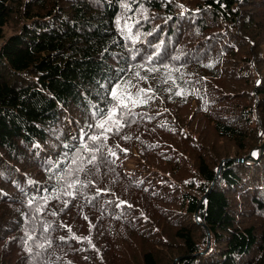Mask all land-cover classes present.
Listing matches in <instances>:
<instances>
[{
	"label": "trees",
	"instance_id": "trees-1",
	"mask_svg": "<svg viewBox=\"0 0 264 264\" xmlns=\"http://www.w3.org/2000/svg\"><path fill=\"white\" fill-rule=\"evenodd\" d=\"M263 142L264 0H0V264H264Z\"/></svg>",
	"mask_w": 264,
	"mask_h": 264
},
{
	"label": "snow or ice",
	"instance_id": "snow-or-ice-1",
	"mask_svg": "<svg viewBox=\"0 0 264 264\" xmlns=\"http://www.w3.org/2000/svg\"><path fill=\"white\" fill-rule=\"evenodd\" d=\"M118 23H119V21H118ZM120 88H121V85L116 84L110 92V100L115 101L116 103L114 104V106L111 109H108L107 111L100 113V119L94 125V127L97 129H100L101 131L99 133L93 134L89 137V139L92 140L93 143H95V141L98 139H107V136H104L103 133H107V132H110L113 130L111 127H106V125L109 124L110 122L114 123L116 125V130L119 131V128L122 126L121 120L125 117L126 113H124L122 111H118V110L128 109L129 103H131V105L133 107L144 103V101L138 99V97L140 96L141 92L150 91V89H148V90L141 89L137 93V98H133L130 93L127 95L122 93L120 91ZM177 94H179V93H177ZM82 147L87 148L88 151L93 152V153L96 151H99L98 148L88 147L86 145H84ZM113 155H114V153H113ZM95 158H96L95 155H93L91 160H89L88 162L92 163L95 160ZM81 170H83V169H81ZM68 186L73 187L74 185L69 184ZM68 194L71 195V193H68ZM33 199L29 200V206H31V204L33 203ZM37 210L39 211V209H37ZM28 238L32 239L31 236H29Z\"/></svg>",
	"mask_w": 264,
	"mask_h": 264
},
{
	"label": "water",
	"instance_id": "water-1",
	"mask_svg": "<svg viewBox=\"0 0 264 264\" xmlns=\"http://www.w3.org/2000/svg\"><path fill=\"white\" fill-rule=\"evenodd\" d=\"M264 150V142L258 146L257 148H255L254 151H256L257 153V158L261 155V153L263 152ZM254 151H252L250 154H248L246 157H244L243 159L239 160L240 162H243V163H248V164H252L255 162V160H257V158H255L253 156V153Z\"/></svg>",
	"mask_w": 264,
	"mask_h": 264
},
{
	"label": "rangeland",
	"instance_id": "rangeland-1",
	"mask_svg": "<svg viewBox=\"0 0 264 264\" xmlns=\"http://www.w3.org/2000/svg\"><path fill=\"white\" fill-rule=\"evenodd\" d=\"M256 154H257L256 151H254L253 156H255Z\"/></svg>",
	"mask_w": 264,
	"mask_h": 264
}]
</instances>
